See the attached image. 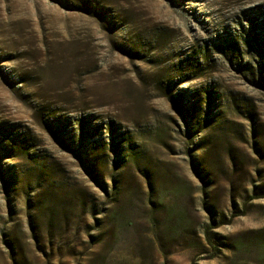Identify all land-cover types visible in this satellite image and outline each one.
Segmentation results:
<instances>
[{
	"label": "rangeland",
	"instance_id": "374dc122",
	"mask_svg": "<svg viewBox=\"0 0 264 264\" xmlns=\"http://www.w3.org/2000/svg\"><path fill=\"white\" fill-rule=\"evenodd\" d=\"M0 264H264V0H0Z\"/></svg>",
	"mask_w": 264,
	"mask_h": 264
},
{
	"label": "trees",
	"instance_id": "16d2710c",
	"mask_svg": "<svg viewBox=\"0 0 264 264\" xmlns=\"http://www.w3.org/2000/svg\"><path fill=\"white\" fill-rule=\"evenodd\" d=\"M253 23H255V21H253Z\"/></svg>",
	"mask_w": 264,
	"mask_h": 264
}]
</instances>
